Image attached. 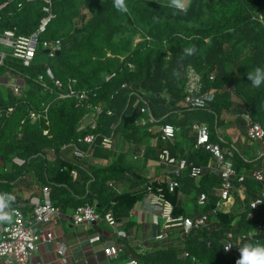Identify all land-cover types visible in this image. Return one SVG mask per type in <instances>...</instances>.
<instances>
[{
    "label": "trees",
    "instance_id": "16d2710c",
    "mask_svg": "<svg viewBox=\"0 0 264 264\" xmlns=\"http://www.w3.org/2000/svg\"><path fill=\"white\" fill-rule=\"evenodd\" d=\"M126 4L129 12L121 13L114 7V0H52L55 18L38 37L33 63L26 66L11 54L0 62V75L10 73L24 81L20 94L0 84V153L10 165L14 156L23 158L25 163L16 167V179L36 172L40 186L51 188L55 205L65 208L95 203L102 213L112 210L119 221L159 187L173 203L174 216H192L196 212H186L183 205V192L189 193L197 214L207 213L209 224L188 233L170 230L168 237L145 253L132 248L138 262L237 264L240 253L224 250L229 232L243 236L242 247L249 242L264 245V202L256 209L250 205L263 184L247 177L243 182L244 209L218 210L217 188L222 179L208 167L212 154L196 147L192 121L181 120L178 114L197 110L182 104L188 69L193 67L201 75L204 88L215 91V99L203 108L213 116L211 123L207 121L212 142L223 143L218 133L219 118L232 108L233 95L240 98L253 121L264 127V84L257 88L248 79V73L264 68V0H189L187 12L170 7L164 0H126ZM0 6V28L20 35L33 34L45 15V0H0ZM56 39L62 46L51 56L45 52L48 49L43 41ZM191 46L195 52L185 56L184 49ZM41 54H46V60H38ZM48 67L62 87L47 74ZM40 74H44L48 88L38 81ZM109 75L112 76L107 79ZM69 87L87 90L90 106L78 105L75 97H61ZM99 105L103 113L98 127L78 130L81 118ZM143 105L150 109L158 128L174 126L171 142L159 138L153 143L159 135L158 128L151 132L149 126L137 123L144 115L140 111ZM46 107L47 119H30L31 109L41 111ZM108 110L113 114L109 115ZM45 129H49L48 135ZM89 132L97 134L99 143L104 136L117 140L118 145L112 149L96 150V154L113 156L111 162L74 159L76 149H89L79 141ZM125 141L133 143L128 151L122 147ZM143 145L146 150L140 156ZM165 147L188 163L179 176L171 174L180 182L174 191L168 186L169 170L163 177L143 176L135 170L142 158L157 161ZM49 149L55 151V160L49 159ZM230 150L238 173L254 171L253 163L260 157L247 159L237 145ZM193 166L201 167L199 178L190 176ZM73 169L78 171L77 179L72 176ZM14 173L0 172L4 182L0 194L8 193V184L14 182L9 177ZM131 178L141 188L119 191L110 184ZM202 192L208 196L203 208L198 204Z\"/></svg>",
    "mask_w": 264,
    "mask_h": 264
},
{
    "label": "built area",
    "instance_id": "2783aa9c",
    "mask_svg": "<svg viewBox=\"0 0 264 264\" xmlns=\"http://www.w3.org/2000/svg\"><path fill=\"white\" fill-rule=\"evenodd\" d=\"M43 11L45 12V15L41 18L37 30L31 35H20L12 29L2 30L0 28V45L10 48V52L0 50V62L3 61L7 54H11L26 66H30L33 63L37 52L38 37L46 32L49 23L53 18H55L52 8V0H45ZM43 46L49 50V55L53 56L56 51L61 49L62 44L59 39L44 40ZM46 72L55 81V84L58 87H62V82L54 77V74L49 67ZM112 75L107 76V79H109ZM187 77L185 96L182 104L189 109L207 108L215 99V91L204 88L205 85L201 75L193 67H189ZM210 78L214 79V76H211ZM38 81L44 87L48 88L44 74L39 75ZM9 86L13 87L16 93H21V86L17 82L11 81L9 82ZM123 86H127V83H124ZM60 96L63 98L75 97L78 100V105L85 104L86 106H90L87 102L89 99V92L87 90L75 91L72 87H69V91L67 93L60 94ZM12 109L13 107H9L10 111ZM47 110V107L41 111L31 109L29 112L30 119L33 122L41 119L42 117L47 119ZM140 111L144 115L137 121V123L142 126L153 125L155 119L148 106H141ZM102 113L103 108L101 105L86 113L80 120L78 130H84L88 127L92 129L97 128L99 125V118ZM107 113L112 115L113 111L108 110ZM244 121L246 136L252 141L260 142L264 147V127L259 122L253 121L249 113L244 115ZM148 129L151 132H155L157 130L151 127ZM192 130L196 134V147H202L210 151L212 154L208 167L213 173L220 175L222 179L220 187L217 188V195L220 198L217 209L226 212L233 211L236 203L235 192L240 186L245 188L243 182L247 177H252L263 184V188L258 196L250 202L253 209L258 208L264 202V169L238 173L234 166L233 151L230 149H224L219 143L211 141L210 126L207 123L194 121L192 122ZM157 131H159V135L153 138L155 143L159 138L170 142L174 139L175 128L171 124L161 125ZM44 134L48 135L49 129H45ZM79 141L89 145V149H76L74 155L87 161L94 159L97 148L101 147L104 149H112L114 147V138L112 136H104L99 143L97 142V134L95 132L87 133L86 135L80 137ZM145 150L146 146L143 145L140 156L144 155ZM48 151L49 159H55V151L53 149H49ZM21 162H23V160H21ZM157 163L163 165L169 170L170 174L167 175L168 186L170 191H174L180 184L176 176H179L186 170L188 166L187 160L173 155L170 149L165 147L159 153ZM172 173L176 176L171 175ZM72 176L74 179L78 178L79 174L76 169L72 170ZM190 176L199 178L201 176V167L193 166ZM237 183H240V185H237ZM148 189H151V185L148 186ZM146 198L157 204L161 209L160 213L163 219L162 226L164 232L157 236L158 239L168 237L169 231L173 229H180L183 232L188 233L193 229H199L202 226L209 224L208 214L204 212L200 214L195 213L192 216L188 214L174 216V205L166 198L161 187H159L156 192L150 191ZM207 201V194L202 192L198 197L199 206L203 208L207 204ZM31 204V217L27 218L21 208L15 207L14 209L18 215L14 216L13 222L0 226V260H3L6 264H33V256L37 250L38 243L40 241H47L53 238V234L51 232H41V225L50 223L54 216L59 215L61 212L60 207L53 203L51 198V188L49 186H44L43 198H34L32 199ZM244 207L245 205L243 203L242 210ZM71 216L73 223L76 226L88 224L93 225L105 222L115 229L116 234L119 237H126V233L120 229V221L116 219L113 211L108 210L105 213H102L97 209L95 203H87L73 207L71 210ZM242 237H236L233 232H229L224 241V250L225 247L230 246L231 249L227 252L236 251L237 253H240L239 248L242 247ZM100 239L101 237L98 233H93L89 236L90 243H94ZM64 251V247L59 249L61 254H64ZM123 252L124 247L122 244H116L105 248V253L110 259H117ZM184 256L188 257L189 253L185 251ZM133 261H135V264H138V260L135 258H133L128 264H133Z\"/></svg>",
    "mask_w": 264,
    "mask_h": 264
},
{
    "label": "crops",
    "instance_id": "0c3cea01",
    "mask_svg": "<svg viewBox=\"0 0 264 264\" xmlns=\"http://www.w3.org/2000/svg\"><path fill=\"white\" fill-rule=\"evenodd\" d=\"M11 81H15L19 85H24L23 80L16 78L10 73L0 75V84L9 86V82ZM232 100L233 105H235V99L232 98ZM243 115L244 113H236L233 110H225L222 112L219 118L220 124L218 126V133L223 138L221 146L224 149H230L231 146L237 145L249 160L253 157H260L257 162L253 163V167L254 170L264 169V147L260 142L256 141V143L252 145V143L248 141L250 139L246 136ZM178 117L181 120L187 119L189 122L199 121L209 124L206 120L198 119L196 115L191 112H179ZM225 125L228 126L225 127ZM149 127L156 129L158 125L153 124ZM241 135L247 139L246 142H244ZM125 142V144H122V147L124 151H128V149L131 148L130 144L133 145V143ZM117 145V142L116 144L114 143V147ZM54 156L56 158V154ZM76 158L77 157L74 159ZM113 159V156H102L95 153L93 160L97 163L104 164L111 162ZM21 160H23V162H21ZM93 160H91V162ZM12 163L14 166L8 164L0 153V172L9 170L15 172L13 176L9 177L12 181L14 180V182L11 185L8 184L10 187L6 188L9 190L8 194L15 196V201L11 206L14 205L13 209L15 207L21 208L25 216L29 218L32 215L31 201L34 198H43V187L40 186L36 178V172L34 171L21 177L19 176L18 180L16 179L18 176V174H16V167L18 168L25 163L23 158L14 156ZM135 170L143 176L153 177H163L168 173V169L162 167L156 160H145L144 158L141 159V162H139ZM110 184L119 191L133 189L135 186V190L141 188V186H137V181L132 178L124 181H112ZM3 185L4 182L0 180L1 191L4 189ZM235 195L236 203L234 209L237 210L236 207L244 203L246 196L245 188L243 186L238 187ZM183 205L186 212L198 213L195 202L189 193L183 192ZM73 207L74 206L71 205H67L65 208L60 207L61 212L59 215L54 216L50 223L41 225V232H51L53 238L38 243L37 250L33 256V264H128L133 258L138 260V258L134 256L131 250L132 248H135L137 252L145 253L153 248L155 243L161 241L157 236L164 232L160 207L146 197L135 205L129 216L120 220V229L125 231L126 237H119L115 229L105 222L76 226L71 216ZM6 224L9 223H0V226ZM93 233H98L101 239L94 243H90L89 236ZM116 244L123 245L124 253L117 259H110L105 253V248ZM61 247L65 249L64 254L59 252ZM0 264L6 263L0 260ZM138 264L141 263L138 262Z\"/></svg>",
    "mask_w": 264,
    "mask_h": 264
},
{
    "label": "clouds",
    "instance_id": "9594fccd",
    "mask_svg": "<svg viewBox=\"0 0 264 264\" xmlns=\"http://www.w3.org/2000/svg\"><path fill=\"white\" fill-rule=\"evenodd\" d=\"M188 3L189 0H170L169 6L179 11L187 12ZM114 7L121 13L129 12L126 0H114ZM194 52V46L184 49L185 56H190ZM248 79L254 87L259 88L261 84H264V68L257 67L253 72L248 73ZM14 201V195L8 193L0 194V223L7 222L10 224L13 217L18 215L16 210L11 207ZM230 249V246L225 247V251ZM239 251L240 258L237 260V264H264V245L249 242L239 248ZM133 264H135V261H133Z\"/></svg>",
    "mask_w": 264,
    "mask_h": 264
},
{
    "label": "rangeland",
    "instance_id": "374dc122",
    "mask_svg": "<svg viewBox=\"0 0 264 264\" xmlns=\"http://www.w3.org/2000/svg\"><path fill=\"white\" fill-rule=\"evenodd\" d=\"M165 2H169L170 3V0H164ZM86 13H87V16H90V14H89V12H87L86 11ZM0 50H4V51H7V52H10V48L9 47H7V46H4V45H0ZM46 54H41L40 56H38V60H46ZM232 98H234L235 100V105H233L232 106V108L231 109H229V110H233L234 112H236V113H244V115L247 113V112H245V108L242 106V102H241V100H240V98L239 97H237L236 95H233V97ZM186 112H191V113H193L194 115H196V117L198 118V119H201V120H206V121H208V122H212L213 121V116L211 115V113L210 112H206V110H204V109H197V110H188V111H185V113ZM244 115H243V117H244ZM228 125H225V127H227ZM238 134H240V133H238ZM241 137H242V139L244 140V142H246L247 141V139L245 138V137H243L242 135H241ZM250 143H252V145L254 144V143H256V142H254V141H251V140H248ZM116 142H117V140L115 139L114 140V143L116 144ZM152 142H153V140H152ZM126 143V142H125ZM124 143V144H125ZM130 143V142H129ZM153 143H155V142H153ZM94 161V160H93ZM255 162H257V161H254V163ZM236 209H237V211H239V210H241L242 209V205H240V206H238V207H236Z\"/></svg>",
    "mask_w": 264,
    "mask_h": 264
},
{
    "label": "water",
    "instance_id": "95a60500",
    "mask_svg": "<svg viewBox=\"0 0 264 264\" xmlns=\"http://www.w3.org/2000/svg\"><path fill=\"white\" fill-rule=\"evenodd\" d=\"M45 52L47 53V52H49V50H45ZM58 52V51H57Z\"/></svg>",
    "mask_w": 264,
    "mask_h": 264
}]
</instances>
